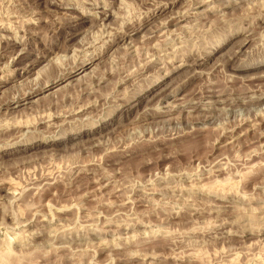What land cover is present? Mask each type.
Segmentation results:
<instances>
[{"label":"rangeland","instance_id":"1","mask_svg":"<svg viewBox=\"0 0 264 264\" xmlns=\"http://www.w3.org/2000/svg\"><path fill=\"white\" fill-rule=\"evenodd\" d=\"M263 16L0 0V264H264Z\"/></svg>","mask_w":264,"mask_h":264},{"label":"bare ground","instance_id":"2","mask_svg":"<svg viewBox=\"0 0 264 264\" xmlns=\"http://www.w3.org/2000/svg\"><path fill=\"white\" fill-rule=\"evenodd\" d=\"M101 12H105V11H101ZM105 13H106V15H107L108 13H109V15H111L110 12H105ZM263 17H264V16H263ZM259 18H261V16H260ZM87 21H89V20L86 19V20L83 21L82 23H85V22H87ZM139 22H140V21H139ZM134 23H135V22H134ZM142 23H143V22H142ZM135 24H136V23H135ZM138 24L140 25V23H138ZM79 29H80V27H79ZM138 29H139V28H138ZM245 30H246V29H245ZM242 31H243V30H242ZM70 34H72V33H70ZM121 34H122V33H121ZM118 36H119V35H118ZM122 37H123V36H122ZM66 38H67V37H66ZM35 39H36V38H35ZM35 41H36V40H35ZM114 42H115V41H114ZM106 47H107V46H106ZM109 47H110V46H109ZM53 48H54V47H53ZM97 50H98V49H97ZM105 51H106V50H105ZM30 52H31V51H30ZM30 52H29V53H30ZM203 52H204V51H203ZM29 53H28V54H29ZM101 53H103V52L101 51ZM101 53H100V52H99V54L96 53V56H100V57H101V55H102ZM201 53H202V52H201ZM201 53H199V54H201ZM100 54H101V55H100ZM190 54H191V53H190ZM199 56L202 57V55H199ZM203 56H204V55H203ZM100 57H99V58H100ZM263 57H264V56H263ZM76 58H77V57H76ZM82 59H83V58H82ZM93 59H94V58H93ZM93 59H91V61H87V60H86L87 62L85 61L84 63L82 62L81 67H79L74 73H77V72H79V71H82V70L88 68L89 66H91V65L94 63ZM39 60H40V59H39ZM41 60H42V59H41ZM83 60H84V59H83ZM83 60H82V61H83ZM94 60H95V59H94ZM72 61H73V60H72ZM74 61H75V60H74ZM74 61H73V63H74ZM149 61H152V63L150 62L152 65H154V64L156 63V62H154L153 60H149ZM70 62H71V61H70ZM173 62H174V61H173ZM261 62H264V60H261V61L258 62V63H261ZM71 63H72V62H71ZM150 63H149V65H150ZM153 63H154V64H153ZM250 63H251V64H250ZM250 63L248 62V63H245V64H240L238 67H236V69L249 68V67L254 66V65L256 64V63H252V62H250ZM258 63H257V64H258ZM31 64H32V63H31ZM62 64H64V62H63ZM65 64H66V63H65ZM252 64H253V65H252ZM55 65H57V64H54L53 66L55 67ZM60 65H61V64H60ZM60 65H59V66H60ZM67 65H68V62H67ZM67 65H66V66H67ZM69 65L72 66L70 63H69ZM74 65H75V64H74ZM197 65H199V63H198ZM35 66H36V65H35ZM57 66H58V65H57ZM57 66H56V67H57ZM64 66H65V65L60 66V68H61V67L63 68L62 71H63L65 68L68 67V66H67V67L64 68ZM54 67H53V68H54ZM50 68L53 69L52 67H50ZM58 68H59V67H58ZM29 69H33V67H32V68H28V69H26L25 71H28ZM94 69H95V68H94ZM169 69H170V68H169ZM56 70H58V69L56 68ZM59 70H60V73H59V74H61V69H59ZM66 70H68V69H66ZM53 71H55V70H53ZM92 71H93V70H92ZM92 71H90V72H92ZM49 72H50V71H49ZM51 72H52V70H51ZM51 72H50V73H51ZM64 72H66V71H63L62 73H64ZM93 72H94V71H93ZM93 72H92V73H93ZM47 73H48V72H47ZM55 73L58 74L57 71H56ZM55 73L53 72L52 74H55ZM128 73H129V72H128ZM59 74H58L57 76H55V78H54L57 82H59L60 80L66 79V78H67V79H70V78L72 77V76H69V78H68V76H67L68 74H67V75H64L63 77H61V76H59ZM94 74H96V73H94ZM94 74H92L93 77H94ZM97 74H98V73H97ZM47 75H48V74H47ZM61 75H62V74H61ZM88 75H89V74H88ZM88 75H86V77H89V76H90V75H89V76H88ZM99 75H101V74H99ZM99 75H98V76H99ZM129 75H130V74H129ZM15 76H16V75H15ZM96 76H97V75H96ZM190 76H191V75H190ZM10 77H13V76H10ZM47 77H49V75H48ZM86 77H84V78H86ZM185 77H186V76H185ZM4 78H5V77H4ZM100 78H101V77H100ZM103 78H104V77H103ZM48 79H50V77L47 78L46 81H47ZM51 79H53V76L51 77ZM80 79H81V78H79V79H77V80L81 81ZM82 79H83V78H82ZM89 79H91V76H90ZM89 79L86 78V80H87L88 82H89ZM94 79H95V78H94ZM71 80H72V79H71ZM86 80L84 79V81H86ZM48 81H50V80H48ZM157 81H158V80H157ZM157 81H156V82H157ZM57 82H56V83H57ZM91 82H93L92 79H91ZM94 82H95V81H94ZM156 82H155V84H157ZM79 83H80V82H79ZM82 83H83V81L81 82V84H82ZM45 84H46V83H45ZM83 84H84V83H83ZM90 84H91V83H90ZM38 85H39V84H38ZM40 85H41V84H40ZM40 85H39V87H41ZM85 85H86V84H85ZM47 86H48V85H47ZM51 86H52V85H51ZM33 88H34V87H33ZM150 88H151V86H150L148 89H146V90L144 91V93H141V94H146L147 91L150 90ZM73 89H74V88H73ZM31 90H32V89H31ZM42 90H43V88H42ZM84 90H85V89H84ZM73 91H74V90H73ZM54 93H55V92H54ZM14 96H15V95H14ZM129 96L131 97V95H129ZM136 96H137V94H136ZM62 97H63V96H62ZM101 97H102V96H101ZM134 97H135V94H134ZM263 97H264V94H263ZM18 98H19V97H18ZM64 98L67 99V97H65V96H64ZM135 98H136V97H135ZM51 99H52V98H51ZM123 99H124V98H123ZM127 99H128V98H127ZM64 100H65V99H64ZM259 100H260V101H261V100H264V98H263V99H258V100H257L258 102L256 101V99H255V100H251V99H249V100H247V101H246V99H245L246 102H244V103H255V102H256V104H257V103L260 102ZM57 101H58V100H57ZM51 102H52V101H51ZM116 102H117V101H116ZM125 102H126V101H125ZM128 102H129V101H128ZM16 103H21V100L16 101ZM244 103H243V104H244ZM106 104H107V103H106ZM156 104H157V103H156ZM235 104H236V103H235ZM235 104H234V105H235ZM49 105H50V104H49ZM53 105H54V104H53ZM111 105H112V104H111ZM115 105H116V104H115ZM8 106H10V105H8ZM118 107H119V106H118ZM120 107H121V106H120ZM53 108H54V107H53ZM81 108H82V107H81ZM51 110H52V109H51ZM158 110H159V109H158ZM158 110H157V111H158ZM113 111H114V110H113ZM107 112H108V111H107ZM111 112H112V111H111ZM75 113H76V112H75ZM104 113H105V112H104ZM108 114H109V113H108ZM149 115H150V114H149ZM97 116H98V115H97ZM104 116H105V115H104ZM142 116H143V115H142ZM144 116H145V115H144ZM103 118H104V117H103ZM101 120H102V119H101ZM106 121H107V120H106ZM94 122H96V121H94ZM94 122H92V123L94 124ZM92 123H91V124H92ZM96 123H97V122H96ZM82 124H83V123H82ZM85 124H86V123H85ZM21 125H22V124H21ZM21 125H20V126H21ZM81 126H82V125H81ZM91 126H94V125H91ZM105 126H106V125H105ZM105 126H101L100 128H99V127H95V128H93V129H90V132L95 133V132L102 131V130L105 128ZM16 127H17V126H16ZM18 127H19V126H18ZM23 127H24V126H23ZM119 127H120V126H119ZM14 128H15V127H14ZM14 128H13V129H14ZM24 128H25V127H24ZM74 128H75V127H74ZM8 131H9V130H8ZM82 131H83V130H82ZM86 131H87V130H86ZM15 132H16V131H15ZM18 132H19V131H18ZM23 132H24V131H23ZM66 132H67V131H66ZM80 132H81V131H80ZM186 132H187V131H186ZM8 133H9V132H8ZM53 133H54V132H53ZM63 133H64V132H63ZM3 134H4V133H3ZM22 134H23V133H22ZM100 134H101V133H100ZM183 134H184V133H183ZM10 135H12V134H10ZM23 135H24V134H23ZM32 135H33V134H32ZM82 135H83V134H82ZM82 135H81V136H82ZM14 136H15V135H14ZM8 137H9V136H8ZM10 137L13 138V136H10ZM65 137H66V136H65ZM20 138H22V137H20ZM23 138H24V137H23ZM23 138H22V139H23ZM0 139H2V138H0ZM6 139H7V135H6L5 140H6ZM8 139H9V138H8ZM51 139H52V138H51ZM65 139H66V138H60V139H57V140H54V139H53L52 141H48V140H45V139H43V140H42V139H39V137H36V136H35V137H30V136H28V140H32V141H29V144L27 145V148L36 147V146L44 145V144H50V145H52V144H57V145H61L62 143H65V142H66ZM72 139H73V138H72ZM89 139H90V138H89ZM10 140L12 141V139H10ZM10 140H9V141H10ZM13 140H14V138H13ZM49 140H50V139H49ZM68 140H70V138H68ZM21 141H22V140H21ZM23 141H24V140H23ZM0 142H1V141H0ZM74 143H75V142H74ZM100 143H101V142H100ZM2 144H3V143H2ZM20 145H21V144H20ZM20 145H19V146H20ZM24 149H26V148L19 149V150H24ZM13 150L15 151V147H14V148H10V149L7 148V149H5V153L11 152V151H13ZM22 156H23V155H22ZM2 188H3V187H2ZM2 188L0 187V190H1ZM49 188H50V187H49ZM3 189H4V188H3ZM30 190H31V189H30ZM14 194H15V193H14ZM33 194H34V193H33ZM20 223H21V222H20Z\"/></svg>","mask_w":264,"mask_h":264}]
</instances>
